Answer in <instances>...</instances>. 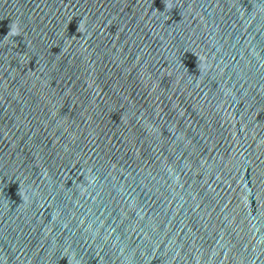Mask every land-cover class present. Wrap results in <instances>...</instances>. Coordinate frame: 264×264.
I'll return each instance as SVG.
<instances>
[{
    "label": "water",
    "instance_id": "water-1",
    "mask_svg": "<svg viewBox=\"0 0 264 264\" xmlns=\"http://www.w3.org/2000/svg\"><path fill=\"white\" fill-rule=\"evenodd\" d=\"M0 264H264V0H0Z\"/></svg>",
    "mask_w": 264,
    "mask_h": 264
},
{
    "label": "clouds",
    "instance_id": "clouds-1",
    "mask_svg": "<svg viewBox=\"0 0 264 264\" xmlns=\"http://www.w3.org/2000/svg\"><path fill=\"white\" fill-rule=\"evenodd\" d=\"M81 24H83V21H80Z\"/></svg>",
    "mask_w": 264,
    "mask_h": 264
}]
</instances>
